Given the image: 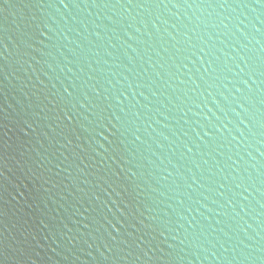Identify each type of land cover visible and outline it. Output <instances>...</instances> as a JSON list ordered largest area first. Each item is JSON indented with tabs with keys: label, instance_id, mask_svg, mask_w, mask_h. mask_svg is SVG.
<instances>
[{
	"label": "water",
	"instance_id": "obj_1",
	"mask_svg": "<svg viewBox=\"0 0 264 264\" xmlns=\"http://www.w3.org/2000/svg\"><path fill=\"white\" fill-rule=\"evenodd\" d=\"M0 264H264V0H0Z\"/></svg>",
	"mask_w": 264,
	"mask_h": 264
}]
</instances>
